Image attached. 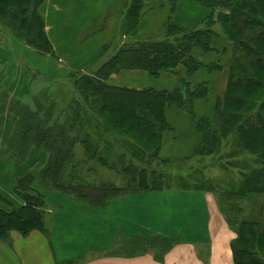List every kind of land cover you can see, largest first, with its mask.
Segmentation results:
<instances>
[{"label":"trees","instance_id":"obj_1","mask_svg":"<svg viewBox=\"0 0 264 264\" xmlns=\"http://www.w3.org/2000/svg\"><path fill=\"white\" fill-rule=\"evenodd\" d=\"M43 1L0 0V47L14 50L18 61L17 46L56 57L39 12ZM193 1L207 8L204 18L183 26L176 18L179 0H160V5L169 6L160 35L136 39L144 0H124L116 32L90 63L92 68L67 71L58 79L28 68L23 96L10 95V59L0 57V115L8 119L0 160L24 162L31 150L46 155L40 166L11 182V193L21 204L9 211L0 209V239L7 241L13 230L22 235L34 229L48 234L45 191L103 209L114 198L130 193L194 189L213 192L219 211L235 232L230 243L233 264H264V230L258 221L241 217L242 200L249 193L264 191V0ZM216 23L223 34L214 29ZM217 33L231 49L226 87L210 117H197L194 111L195 101L208 94L206 81L193 84L180 78L171 90L107 82L121 68L143 69L154 77L162 71L175 72L177 66L188 73L200 67L219 70L218 63L204 64L192 55L193 48L208 54L224 52L213 45ZM168 105L189 114L201 137L193 155L179 161L159 155L162 133L171 129L164 113ZM223 145L229 147L227 156L245 150L259 166L241 171L238 180L228 179L226 184L206 181L195 171L178 172L180 161L218 156ZM98 166L114 171L123 182L91 179ZM176 241L137 235L118 240L109 253L134 256L152 251L161 261Z\"/></svg>","mask_w":264,"mask_h":264},{"label":"crops","instance_id":"obj_2","mask_svg":"<svg viewBox=\"0 0 264 264\" xmlns=\"http://www.w3.org/2000/svg\"><path fill=\"white\" fill-rule=\"evenodd\" d=\"M192 1L178 2L176 18L183 26L208 13ZM123 9L124 0H44L39 12L59 64L53 70L64 73L87 70L102 46L114 36ZM143 11L135 38H158L160 26L168 16V4L144 0ZM213 45L225 51L214 55L193 48L192 55L204 64L218 63L219 70L200 67L188 73L183 66H177L174 73L162 71L154 77L143 69L121 68L111 73L107 82L156 90H171L180 78L193 84L209 82L208 94L195 101L194 111L197 117H210L216 98L224 93L230 59V48L222 38L216 41L214 37ZM15 50L19 61L10 66L8 89L11 96H21L27 89L24 57L35 54L22 46ZM9 52L0 47V57L10 56ZM164 113L171 129L162 133L160 157L171 161L189 158L201 139L195 123L175 105H168ZM7 131L8 119L0 115V141ZM45 158L43 152L31 150L24 162L0 160V193L5 197L0 200V209L9 211L21 204L11 193V182L27 169L40 166ZM47 197L48 234L36 229L26 235L11 231L7 241L0 239V264H56L64 260H77L79 264H233L230 243L234 232L227 226L210 192L166 189L130 193L114 198L103 209L54 191L48 192ZM151 234L177 240L161 261L156 260L152 251L134 256L109 253L118 240Z\"/></svg>","mask_w":264,"mask_h":264},{"label":"rangeland","instance_id":"obj_3","mask_svg":"<svg viewBox=\"0 0 264 264\" xmlns=\"http://www.w3.org/2000/svg\"><path fill=\"white\" fill-rule=\"evenodd\" d=\"M188 1L191 2V0H188ZM195 6L199 7L202 10H205V9L207 10V8H204L203 6L201 7V6H198L197 4H195ZM102 27L103 25L101 26V28ZM214 29L217 32H221L223 34V29L220 25H218V23L214 25ZM221 33L219 34L217 33V35L215 36L216 41L220 40V38L223 37ZM226 44L231 49V44L229 42H226ZM29 50H31L35 55L24 57L25 62H26L24 65V69L26 70V72L28 68H31V71L40 70L41 73L45 72L46 74L52 75L55 79L62 77L64 73L63 71H60V69L53 70V69H56L57 66H59L56 58L51 57V56L39 55L35 50H32V49H29ZM9 55L10 56L8 57L10 58V60L8 62V67L11 65L18 64V62H15L17 60L16 52L10 49ZM214 55H217V53H215ZM33 63H35V66L33 65ZM26 81H27L26 86L28 88L27 78H26ZM15 97H19V96H15ZM182 112L186 113L184 111ZM187 115L189 116V114ZM79 151L80 149L78 148V152ZM228 151H229V147L226 145L225 146L223 145L219 153L220 155L219 159H218V156H219L218 155V156H206L203 158L192 157L189 160L180 161L181 164L178 166L179 168L178 172L184 175L185 173H188L189 171H195L197 173L196 175L203 176L204 180L206 181H213V182H218V183L220 182L222 184H226L228 179H232L235 181L238 180L241 171L246 172L252 168H256L259 166L258 162H255V156L250 153H247V151L245 150H240V153H237L234 156L232 155L227 156L226 152ZM94 178L96 179V181H100V180L108 181L116 185H120L123 182L120 175H118L112 170H109L105 167H100V166H98L97 169L95 170V173L91 175V179L94 180ZM199 191H202V190H199ZM45 192L47 194L48 192H53V191H45ZM210 193L213 194V192L211 191ZM242 206L244 208V211H243V214H241V217H246L249 220L258 221L260 223L261 228L264 230V191L261 194L249 193L242 200ZM46 208H45V213H46ZM227 226L229 227L228 224ZM234 237H235V232H234Z\"/></svg>","mask_w":264,"mask_h":264}]
</instances>
